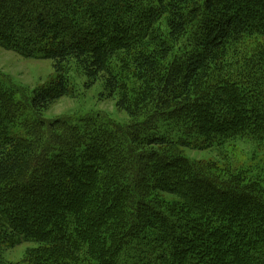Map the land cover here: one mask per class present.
Wrapping results in <instances>:
<instances>
[{"label": "trees", "instance_id": "trees-1", "mask_svg": "<svg viewBox=\"0 0 264 264\" xmlns=\"http://www.w3.org/2000/svg\"><path fill=\"white\" fill-rule=\"evenodd\" d=\"M251 38L264 39V0H0L1 47L57 72L74 61L119 109L147 111L47 119L62 73L31 96L0 76V257L23 241L36 247L19 264H264V159L251 176L217 173L170 150L264 147V41L240 47ZM127 77L142 83L134 101ZM158 122L187 139L150 134Z\"/></svg>", "mask_w": 264, "mask_h": 264}, {"label": "rangeland", "instance_id": "rangeland-1", "mask_svg": "<svg viewBox=\"0 0 264 264\" xmlns=\"http://www.w3.org/2000/svg\"><path fill=\"white\" fill-rule=\"evenodd\" d=\"M259 41H264V39H246L240 47L251 51L255 49ZM36 56L25 58L13 50L0 46V76L7 80L5 86L7 85L8 88H17L27 96H31L41 93L42 90L57 86L62 73L67 81L66 94L52 100L46 107H40L43 117L54 119L64 116L80 117L86 114H100L126 125L143 119L147 114V111L142 108L134 116L128 115L124 110L119 109L116 106L117 101L122 102L119 93L115 96H108L103 90V82L100 79L86 83L82 69L74 61L68 62L60 72H57L50 60L43 59L41 54ZM122 57H125L122 52L117 53L111 58V63L119 62ZM236 58L240 60L242 57L236 55ZM114 67L119 75L131 76V73L123 71L121 66L116 64ZM124 80H126L128 97L131 101H134L135 96L140 94L142 83L128 77ZM131 104L134 105V102ZM183 132V124L158 122L150 134L177 142L180 139H187ZM188 142L189 148L172 146L170 150L173 149L174 153H179L212 172L225 173L227 171L243 170L251 176L256 173L259 162L264 159V147L251 141L236 140L226 143L222 147L208 149L203 148V142L200 138L192 137L188 139ZM198 148H202V150ZM160 197L162 200H169V197L164 194ZM35 247L36 245L32 242L22 241L19 245L3 252L0 263L19 264L27 261L30 259L29 252Z\"/></svg>", "mask_w": 264, "mask_h": 264}]
</instances>
